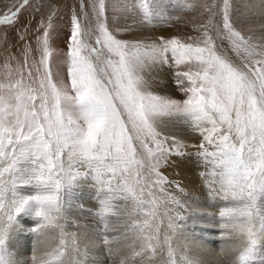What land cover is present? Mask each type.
Here are the masks:
<instances>
[{
	"label": "snow or ice",
	"instance_id": "6c2138e0",
	"mask_svg": "<svg viewBox=\"0 0 264 264\" xmlns=\"http://www.w3.org/2000/svg\"><path fill=\"white\" fill-rule=\"evenodd\" d=\"M90 6L91 17L84 3L73 12L60 71L55 13L38 25L35 49L21 35L22 60L0 66V264H19L13 249L25 231L37 240L31 264H85L77 233L65 231L85 187L99 206L81 203V215L117 233L104 236L109 255L127 242L119 264H264V38L233 19L230 0L200 5L207 16L196 35L149 43L122 36L174 17L134 0L133 21L121 26L109 22L105 0ZM28 7L40 10L20 0L0 13V27L15 28ZM164 67L182 99L153 90L148 77ZM165 117L182 121L195 142L162 131ZM189 157L204 169L215 211L182 199L181 183L161 172ZM202 222L225 241L211 260L177 247L189 223ZM57 229L59 243L41 252V238Z\"/></svg>",
	"mask_w": 264,
	"mask_h": 264
},
{
	"label": "rangeland",
	"instance_id": "374dc122",
	"mask_svg": "<svg viewBox=\"0 0 264 264\" xmlns=\"http://www.w3.org/2000/svg\"><path fill=\"white\" fill-rule=\"evenodd\" d=\"M137 2H139V0H137ZM204 2L205 0H148L150 8L154 11L162 12L164 15L174 18L167 22L153 18L150 24L146 26H137L133 32L123 34L122 38L141 39L145 43H149L161 35L166 37L179 36L182 38H186L188 35L194 36L196 33L193 30V25L197 22H202L207 16L206 13H204L203 16H200V13H203L204 11L200 5ZM209 2H212V0H209ZM215 2L222 4V0H215ZM19 3L20 0H0V13L7 11L9 8H13ZM30 3L32 5L39 4L40 10L34 12L32 7L25 8L21 13L19 23L15 28L7 29L5 27H0V66H2L9 57L16 58L11 61L13 66H15L17 60H22L21 49L24 47L25 41H21V35H26L27 42L31 43L33 49H35V38L39 34L37 32L38 25L41 21L47 23L48 17L55 13L53 17L51 45L56 53L55 59L53 60V71L58 72L63 64V52L66 51L67 48V39L71 27L70 21L73 12L81 14L80 4L84 3L85 13H87L88 17H91V0H30ZM105 3L107 17L110 23L115 25L118 21L121 26H123L125 21H127V23H132L134 13L131 9L134 0H105ZM189 4L193 5V7L189 8ZM230 6L233 19L239 22V24L245 29H251V35L255 40L259 41L264 38V0H230ZM25 25H27L26 29ZM222 46L226 49L227 42H224ZM32 59L33 56H30L29 63L32 62ZM148 78L154 91H157L162 95H169L176 99L183 98L181 94L175 90V86L172 83L171 70L169 68H156ZM168 84H170L171 90L174 88L171 94H168L165 91L166 88H164V86ZM163 119L175 120L176 118L165 117ZM181 133L186 140H189L190 134L186 131L185 127ZM85 188L82 190L78 189L77 194L73 196V206L69 212L70 222L65 227V231L68 233H74L75 230L73 227L74 225L77 226L76 224L71 223V220H77L78 223L82 218L88 222L97 221L90 215H81V210L79 208L81 203H83L86 208L93 210L99 206L94 199L95 192H88ZM182 199L188 200V198ZM195 200H190L191 202L189 203L197 204L200 202L198 196H196ZM209 210L215 211L214 205L211 206ZM32 223V221H28L29 226ZM84 224L86 223H81L80 226ZM190 225L191 224L189 223V226L184 231L188 230L191 227ZM198 226L205 228L207 233L217 236V238L211 243L214 249L219 252L220 247L225 242L220 237V230L218 228L210 227L206 222H202ZM53 231L55 233L53 240L55 246L59 243V230L57 229ZM29 234L28 236H30ZM69 239H71V237H69ZM180 239L185 238L182 235L180 236L177 241V247L179 249H185L184 246L180 247L178 244Z\"/></svg>",
	"mask_w": 264,
	"mask_h": 264
},
{
	"label": "bare ground",
	"instance_id": "6f19581e",
	"mask_svg": "<svg viewBox=\"0 0 264 264\" xmlns=\"http://www.w3.org/2000/svg\"><path fill=\"white\" fill-rule=\"evenodd\" d=\"M164 88H166L165 91L168 94H171L172 90H174V88L171 90L170 84L165 85ZM184 127L187 131L186 126L177 118L175 120L163 119L160 125L162 131L174 134L186 143L195 142L192 140L191 134L188 131L187 132L190 134L189 140H186L182 136L181 132L184 130ZM187 151L193 152L194 149H187ZM171 159L177 160L178 158L172 157ZM203 170L204 169L197 164L195 157L185 158L178 164H172L171 166L161 169L162 173L166 175L169 180H178L181 183L184 194L177 193V195H180L182 198H188V203L194 201L196 196H198L200 202L194 205L200 206L201 209L204 208L205 212H212L209 208L213 206V203L208 199V189L205 187L204 181L199 175ZM85 189H87L88 192H95L94 189ZM79 223H86L79 228L75 225L73 227L75 233H77V244L81 252L85 253V255L81 257L85 261V264H119L121 256L129 252V248L126 246L127 242L121 241L120 251L117 252L115 256H110L107 247L103 243V239L105 235L111 237L117 233L113 231L105 233L103 228L98 226L97 221L88 222L82 218L79 220ZM28 234L29 232L27 231L21 233L13 249L14 258L19 264H23L24 261H28L29 264H31L32 249L34 246H37L36 238L32 234H29L30 236H28ZM182 236L185 239H180L178 244L180 247L184 246L191 256L203 260H211L212 257L218 253L211 243L217 236L207 233L205 228L199 226L193 228L191 226L182 233ZM41 240L43 242L38 245L41 252L46 251L50 246H54V235L52 238L42 237ZM111 247L115 250L117 247L116 243H113Z\"/></svg>",
	"mask_w": 264,
	"mask_h": 264
}]
</instances>
